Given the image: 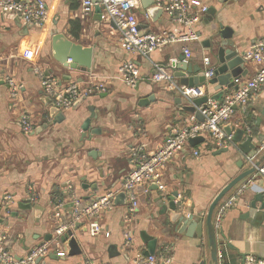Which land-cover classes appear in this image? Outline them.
I'll return each instance as SVG.
<instances>
[{
  "label": "crops",
  "instance_id": "crops-1",
  "mask_svg": "<svg viewBox=\"0 0 264 264\" xmlns=\"http://www.w3.org/2000/svg\"><path fill=\"white\" fill-rule=\"evenodd\" d=\"M41 1L50 11V20L43 27L28 26L14 14H0V217L6 223L0 225V239L5 238L6 249L16 260H22L33 249L51 244L49 254L37 264H136L138 254L146 256L150 251V243L144 239L149 236L156 241L153 255L168 257L169 264H213L206 216L220 192L264 154V142L258 144L264 137V86L223 126L232 125L234 138L242 129L246 137H253L254 144L260 146L253 159L239 149L238 143L229 149H213L206 137L195 147L188 144L167 163L161 170L160 183L151 182L140 189L139 207L134 214L130 213L126 195L119 205L114 201L101 219L109 237H92L83 222L78 229L76 224L72 227L73 213L76 202L87 205L118 193L132 168L135 151L153 154L189 124L192 114L184 110L191 106L189 101L169 84L147 80L153 73V64L181 60L183 48L190 47L193 58L188 64L200 67L205 76L206 71H215L218 65L214 45L223 41L222 33L229 36V48L244 55L254 42L264 39V0H188L194 14L208 8L193 26L197 39L169 44L148 57L122 48L115 24L108 22L98 7L84 16L81 0ZM136 1L134 12L142 30L187 35L188 29L173 22L153 3L155 0ZM58 35L85 50L91 49L89 69L83 70L80 63L72 69L56 61L53 40ZM83 57L81 64L86 61ZM205 58L210 59V66L204 64ZM125 63L138 69L140 80L136 87L128 86L121 78L119 70ZM259 68L256 63L245 62L238 84L251 80ZM36 69L64 84L86 85L96 80L104 83L107 90L81 100L70 110H60L45 95ZM173 74L174 83L181 86L175 70ZM8 77L19 85L16 99L12 98ZM196 91V100L205 96L211 99L219 93L208 81ZM23 113L31 117V135L22 129ZM88 119L91 122L85 133L83 127ZM259 194H264V178L256 172L239 183L216 208L213 223L234 200L217 229L218 249L224 254L220 264H243L245 256L264 262V216H246L248 203ZM172 197L176 212L170 209ZM58 202L64 205L61 222L55 218L54 206ZM203 215L202 237L197 227L184 229L178 221L180 216L201 220ZM62 222L71 224L81 255L69 256L66 244L54 246V233ZM126 234L133 238L130 245L126 244Z\"/></svg>",
  "mask_w": 264,
  "mask_h": 264
},
{
  "label": "built area",
  "instance_id": "built-area-1",
  "mask_svg": "<svg viewBox=\"0 0 264 264\" xmlns=\"http://www.w3.org/2000/svg\"><path fill=\"white\" fill-rule=\"evenodd\" d=\"M155 4L164 10L173 22L181 24L188 29L185 36H175L163 34H155L144 31L140 28V22L134 10L137 8L136 0H81V13L89 16L94 9L99 6L102 14L108 22L115 24L120 37V45L129 52H136L145 57L158 49L166 47L169 44L178 42H191L197 39L193 26L201 20L203 15L208 12V8H203L201 13L194 14L190 11L188 0H155ZM14 14L23 23L28 26L43 27L50 20V11L47 5L41 1L17 2L15 0H0V14ZM148 18V16H146ZM183 58L181 60L172 59L167 65L153 64V73L147 79L151 83H167L170 88L176 89L177 92L185 97L192 105L198 94L196 88H188L186 86H178L174 83V70L180 62L190 63L193 53L190 47L183 48ZM245 62H253L260 66L256 75L246 83L238 84L237 90H229L225 93L221 101L209 100L206 107L198 108L203 121H199L193 114L190 117L189 124L182 127L175 135L169 137L165 144L155 153L146 154L135 151L131 160L132 168L124 178L122 188L119 192L126 195L130 204V213L134 214L139 207L140 189L145 185L161 182V170L169 163L177 154L185 149L189 144V140L197 137L208 138V143L213 149H229L235 144L234 135H226L223 126L228 123L235 115L236 110L246 106L253 98V94L258 92L264 86V39L254 42L244 54ZM204 64L210 66L209 58L204 59ZM120 75L122 80L130 87H136L140 80L138 69L131 63H125L120 67ZM36 74L41 80V85L45 95L51 100L53 106L60 110H70L76 103L83 99L96 96L98 93H105L107 87L102 82L96 80L86 85L78 82L62 83L58 78L45 75L43 70L36 69ZM214 69H209L205 73V78L210 80L214 77ZM11 91L12 98L16 99L19 93V85L14 78L6 79ZM21 125L25 134L31 135L34 132L31 117L27 113L21 115ZM194 155L199 157V152L195 151ZM259 176L264 178V163L257 169ZM118 192V193H119ZM118 193H110L106 196L96 199L90 204L83 205L76 202L73 213V226L77 223H84L87 231L92 237L105 235L109 237L101 224L103 214L113 207L114 201ZM4 201L9 202V198ZM234 205L232 200L227 207L223 208L219 213L215 228L219 229L221 219L227 208ZM63 203H56L55 218L62 221L64 217ZM71 230V224L67 226L64 222L60 223L54 233V246L60 247V238ZM133 238L130 234H126V244L130 245ZM51 244H43L33 249L24 259L16 260L13 255L6 249L5 238L0 239V264H37L39 259H43L49 254ZM219 262L224 259L223 252L218 251ZM170 259L164 255H146L138 254L136 264H169ZM87 264H96L87 262ZM243 264H264L253 256H245Z\"/></svg>",
  "mask_w": 264,
  "mask_h": 264
},
{
  "label": "water",
  "instance_id": "water-1",
  "mask_svg": "<svg viewBox=\"0 0 264 264\" xmlns=\"http://www.w3.org/2000/svg\"><path fill=\"white\" fill-rule=\"evenodd\" d=\"M96 3H99V0L96 1ZM153 3H156L155 1ZM98 7V10L102 11V9ZM220 29L223 28V25H219ZM226 33H228V29H224ZM223 41L217 42L214 45V54L215 57L218 59V65L215 69V75L213 79L207 80L205 76L203 75V70L200 67H193L191 64H186L184 62H180L176 66L175 70V77L180 80V84L182 86H186L188 88H199L201 84H205L206 81L210 85H215L216 89L219 91L218 95L216 97H210L205 96L199 100L194 101L193 105L186 106L184 110L187 113L194 114L199 121H203V116L201 115L198 108L201 106L206 107L209 100L213 101H221L225 93L229 90H237L239 88V85L235 83V79H239L240 75L243 71H241L240 68L244 67L245 60L244 55H241L237 50H233L229 48V42L227 39L229 36H226L225 33H222ZM64 37L61 35H58L53 40L54 48H56V61L63 65L64 67H69L72 69H77L76 63H80L83 70H87L90 68V54L92 53L91 49H84L81 45L75 44L68 39L64 40ZM85 56L86 61L81 64V58ZM84 58V57H83ZM72 59L73 63H68V60ZM190 77H189V76ZM201 82V83H200ZM200 85V86H199ZM223 88H227L228 90L223 91ZM262 116H264V110L261 113ZM91 122V119H88L85 123V127H83L85 133L88 131V126ZM232 125H228L224 127L223 131L226 135L232 134ZM245 131L238 130L236 133V136L234 138L235 143L239 144V149L247 155V157L251 160L257 155V151L260 150V146L254 144V139L251 136H245ZM245 137V138H244ZM205 138L204 137H197L192 138L189 140V144L193 147L197 146L198 144L204 143ZM264 142V137H262L258 144L262 145ZM264 163V154L262 158L254 163L252 165L251 169L245 171L238 177H236L234 180H232L216 197L214 202L212 203L207 216H206V226L208 229V236L210 241V247H211V259L213 264H220L218 259V231L215 228V225L213 223V217L214 213L216 211V208L218 205L222 202V200L229 194L239 183L243 182L245 179L250 177L252 174L257 172V169ZM174 197H177V195H174ZM122 198H126L124 193H121L120 195H117L115 199V204L119 205L120 200ZM164 197L161 195L160 201L163 203ZM175 199L172 197L170 198V209L173 212H176V205H175ZM160 203V204H161ZM260 205V206H259ZM248 217H263L264 216V194H259L255 197L254 200L250 201L248 203V212L246 213ZM201 220H196L195 216H190L188 218L184 216L178 217V221H181L183 224L184 229L186 227L193 226L198 228V236L202 237L203 235V225H204V219L205 215L201 216ZM3 218L0 217V225H5ZM82 227V223H77L75 228ZM87 230V228H86ZM145 241L150 243V251L147 253V255H153L155 254V246L156 241L152 240L149 236H144ZM60 241L63 245H67L69 248V256H78L82 254L81 249L79 248V243L77 238L74 236V233L72 230H68L61 238ZM40 260V259H39ZM38 260V261H39Z\"/></svg>",
  "mask_w": 264,
  "mask_h": 264
}]
</instances>
